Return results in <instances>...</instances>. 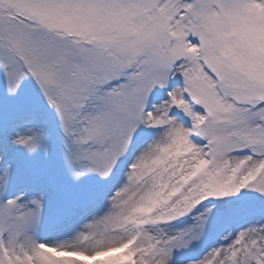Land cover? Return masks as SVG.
Segmentation results:
<instances>
[{
    "label": "snow or ice",
    "instance_id": "1",
    "mask_svg": "<svg viewBox=\"0 0 264 264\" xmlns=\"http://www.w3.org/2000/svg\"><path fill=\"white\" fill-rule=\"evenodd\" d=\"M0 264H264V0H0Z\"/></svg>",
    "mask_w": 264,
    "mask_h": 264
}]
</instances>
